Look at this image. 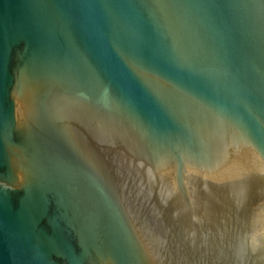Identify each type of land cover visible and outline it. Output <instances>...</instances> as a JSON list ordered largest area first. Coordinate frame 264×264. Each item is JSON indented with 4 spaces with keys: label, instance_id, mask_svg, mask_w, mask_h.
Wrapping results in <instances>:
<instances>
[{
    "label": "water",
    "instance_id": "1",
    "mask_svg": "<svg viewBox=\"0 0 264 264\" xmlns=\"http://www.w3.org/2000/svg\"><path fill=\"white\" fill-rule=\"evenodd\" d=\"M0 264H264V0H0Z\"/></svg>",
    "mask_w": 264,
    "mask_h": 264
}]
</instances>
